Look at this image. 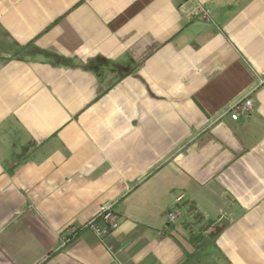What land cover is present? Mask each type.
I'll return each instance as SVG.
<instances>
[{"label": "crops", "instance_id": "obj_1", "mask_svg": "<svg viewBox=\"0 0 264 264\" xmlns=\"http://www.w3.org/2000/svg\"><path fill=\"white\" fill-rule=\"evenodd\" d=\"M0 264H264V0H0Z\"/></svg>", "mask_w": 264, "mask_h": 264}, {"label": "built area", "instance_id": "obj_2", "mask_svg": "<svg viewBox=\"0 0 264 264\" xmlns=\"http://www.w3.org/2000/svg\"><path fill=\"white\" fill-rule=\"evenodd\" d=\"M252 109V100L249 98H243L237 101L234 105L228 108V113L232 117H237L238 114H245ZM185 194L180 193L176 195L174 201L177 206L167 213L170 222H176L179 218L184 216L183 210L179 207L184 200ZM118 227V221L112 208V203L104 206L100 212L79 228L68 227L66 229L67 234L62 237L61 245L68 243L72 237L77 233L79 229L87 228L92 231L98 237H104L110 230Z\"/></svg>", "mask_w": 264, "mask_h": 264}]
</instances>
